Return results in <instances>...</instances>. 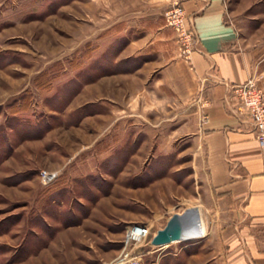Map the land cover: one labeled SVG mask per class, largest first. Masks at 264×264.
Here are the masks:
<instances>
[{"label": "rangeland", "instance_id": "obj_1", "mask_svg": "<svg viewBox=\"0 0 264 264\" xmlns=\"http://www.w3.org/2000/svg\"><path fill=\"white\" fill-rule=\"evenodd\" d=\"M223 2L239 37L264 46V0ZM174 6L0 0V264H100L123 252L138 264H232L226 231L210 222L206 234L150 243L171 211L202 210L189 205L205 196L189 81L173 94L157 76L184 57L164 18ZM259 71L264 95V60ZM133 222L150 232L124 243ZM248 231L264 250V223Z\"/></svg>", "mask_w": 264, "mask_h": 264}, {"label": "crops", "instance_id": "obj_2", "mask_svg": "<svg viewBox=\"0 0 264 264\" xmlns=\"http://www.w3.org/2000/svg\"><path fill=\"white\" fill-rule=\"evenodd\" d=\"M178 2L196 42L186 56L162 65L157 76L173 94L187 79L185 91L197 105L193 137L199 144L205 196L189 206H200L205 226L210 222L221 239L226 231L232 243V264H264L260 241L248 231L264 223V153L255 141L248 111L229 87L255 79L264 46L261 42L249 45L239 37L226 17L223 0ZM180 69L183 80L177 75ZM225 221L230 224L222 229Z\"/></svg>", "mask_w": 264, "mask_h": 264}, {"label": "built area", "instance_id": "obj_3", "mask_svg": "<svg viewBox=\"0 0 264 264\" xmlns=\"http://www.w3.org/2000/svg\"><path fill=\"white\" fill-rule=\"evenodd\" d=\"M169 25H174L179 29L182 53L186 56L193 48L196 42V36L190 27H186V17L180 6H174L164 15ZM230 90L238 99L240 106L248 111L252 130L258 148L264 153V95L261 89L256 85L254 78L249 77L242 83L231 84ZM202 119L204 116H201ZM42 177H47L48 173L42 171ZM150 232L146 223H129L124 230V243H137L144 240ZM137 256H130L128 252L120 253L117 257L103 261L100 264H138Z\"/></svg>", "mask_w": 264, "mask_h": 264}, {"label": "water", "instance_id": "obj_4", "mask_svg": "<svg viewBox=\"0 0 264 264\" xmlns=\"http://www.w3.org/2000/svg\"><path fill=\"white\" fill-rule=\"evenodd\" d=\"M190 226L188 210L180 213L173 212L167 218L164 226L153 234L150 243L163 245L172 241H179L188 238L186 232Z\"/></svg>", "mask_w": 264, "mask_h": 264}, {"label": "bare ground", "instance_id": "obj_5", "mask_svg": "<svg viewBox=\"0 0 264 264\" xmlns=\"http://www.w3.org/2000/svg\"><path fill=\"white\" fill-rule=\"evenodd\" d=\"M48 176H50V174H48ZM48 176L44 177V180L48 179ZM187 210L190 220V226L186 232L188 238L206 234L207 229L204 223L202 210H197L196 208L192 207H188Z\"/></svg>", "mask_w": 264, "mask_h": 264}]
</instances>
